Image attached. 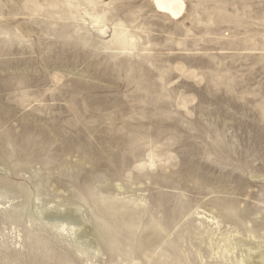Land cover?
<instances>
[{"label":"rangeland","instance_id":"374dc122","mask_svg":"<svg viewBox=\"0 0 264 264\" xmlns=\"http://www.w3.org/2000/svg\"><path fill=\"white\" fill-rule=\"evenodd\" d=\"M184 2L0 0V264H264V0Z\"/></svg>","mask_w":264,"mask_h":264},{"label":"bare ground","instance_id":"6f19581e","mask_svg":"<svg viewBox=\"0 0 264 264\" xmlns=\"http://www.w3.org/2000/svg\"><path fill=\"white\" fill-rule=\"evenodd\" d=\"M155 3L159 11L169 14L174 19H180L185 9L184 0H155Z\"/></svg>","mask_w":264,"mask_h":264}]
</instances>
